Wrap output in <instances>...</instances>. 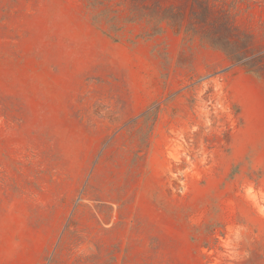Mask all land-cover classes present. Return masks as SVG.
<instances>
[{
  "label": "rangeland",
  "instance_id": "374dc122",
  "mask_svg": "<svg viewBox=\"0 0 264 264\" xmlns=\"http://www.w3.org/2000/svg\"><path fill=\"white\" fill-rule=\"evenodd\" d=\"M161 2L0 0V264H264V0Z\"/></svg>",
  "mask_w": 264,
  "mask_h": 264
},
{
  "label": "trees",
  "instance_id": "16d2710c",
  "mask_svg": "<svg viewBox=\"0 0 264 264\" xmlns=\"http://www.w3.org/2000/svg\"><path fill=\"white\" fill-rule=\"evenodd\" d=\"M140 1L143 7L148 3V6L143 8L146 12L148 10L150 14H159L163 20L172 22L177 30L181 28L187 29V26H185L186 13L178 6L176 7V5L173 4L163 5L161 0H150V2L148 0ZM200 8L201 14H199L198 19L202 24H205L204 12L206 11V7L200 5ZM188 15L190 16V13H188ZM233 32L234 28L223 25L221 33L212 31V33H207V35L211 38L210 43L223 49L232 61L241 63L247 70L257 73L258 69L255 67L261 64V58L263 56H258L256 58L249 57V45L247 42H249L251 38L250 35L241 36V38H243L242 40H239L238 38H235L236 36ZM215 38L218 39L216 40Z\"/></svg>",
  "mask_w": 264,
  "mask_h": 264
}]
</instances>
